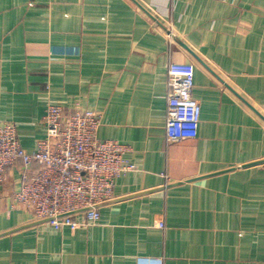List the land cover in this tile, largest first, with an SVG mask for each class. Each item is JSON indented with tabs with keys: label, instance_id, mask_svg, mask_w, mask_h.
<instances>
[{
	"label": "crops",
	"instance_id": "obj_1",
	"mask_svg": "<svg viewBox=\"0 0 264 264\" xmlns=\"http://www.w3.org/2000/svg\"><path fill=\"white\" fill-rule=\"evenodd\" d=\"M172 62L194 65L195 138L166 137ZM50 102L100 113L138 168L97 224L55 229L10 166L0 264H264V0H0V121L26 151Z\"/></svg>",
	"mask_w": 264,
	"mask_h": 264
},
{
	"label": "built area",
	"instance_id": "obj_2",
	"mask_svg": "<svg viewBox=\"0 0 264 264\" xmlns=\"http://www.w3.org/2000/svg\"><path fill=\"white\" fill-rule=\"evenodd\" d=\"M194 65L172 62L168 68L166 137L195 138L201 105L192 95ZM46 137L32 151L23 147L13 121H0V186L12 165L20 164V187L13 200L55 229L97 224L100 207L113 195L116 179L137 170L128 147L101 139V115L50 102L43 116ZM161 226L164 224L160 223Z\"/></svg>",
	"mask_w": 264,
	"mask_h": 264
}]
</instances>
